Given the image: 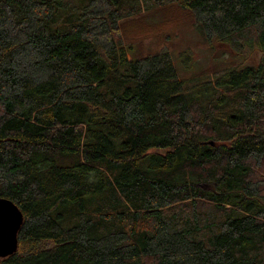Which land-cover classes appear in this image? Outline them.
I'll return each mask as SVG.
<instances>
[{
	"label": "trees",
	"instance_id": "obj_1",
	"mask_svg": "<svg viewBox=\"0 0 264 264\" xmlns=\"http://www.w3.org/2000/svg\"><path fill=\"white\" fill-rule=\"evenodd\" d=\"M140 1L0 0V264H264V0L169 1L260 56L206 79L134 50Z\"/></svg>",
	"mask_w": 264,
	"mask_h": 264
},
{
	"label": "rangeland",
	"instance_id": "obj_2",
	"mask_svg": "<svg viewBox=\"0 0 264 264\" xmlns=\"http://www.w3.org/2000/svg\"><path fill=\"white\" fill-rule=\"evenodd\" d=\"M145 1H140L142 11L139 13L137 27L123 33L137 52H171L178 57L177 62L181 58L188 60L186 65L189 69L181 66L179 72L198 79L213 77L235 64L257 61L259 54L252 58L249 49H246V54H237L234 48L235 51L227 45L215 44L212 50L195 26L191 14L169 2L170 0H163L162 3L147 0L148 4ZM128 57L130 58V54Z\"/></svg>",
	"mask_w": 264,
	"mask_h": 264
},
{
	"label": "water",
	"instance_id": "obj_3",
	"mask_svg": "<svg viewBox=\"0 0 264 264\" xmlns=\"http://www.w3.org/2000/svg\"><path fill=\"white\" fill-rule=\"evenodd\" d=\"M22 222L23 214L18 206L10 199L0 197V257L17 251L18 232Z\"/></svg>",
	"mask_w": 264,
	"mask_h": 264
}]
</instances>
